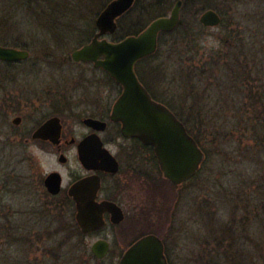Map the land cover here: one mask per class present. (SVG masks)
Returning a JSON list of instances; mask_svg holds the SVG:
<instances>
[{
    "label": "rangeland",
    "instance_id": "rangeland-1",
    "mask_svg": "<svg viewBox=\"0 0 264 264\" xmlns=\"http://www.w3.org/2000/svg\"><path fill=\"white\" fill-rule=\"evenodd\" d=\"M23 1L0 0V44L20 43L30 51L27 60L0 62V84L7 76L13 90H43V101L31 106L37 121L65 105L66 97L117 89L104 70L71 58L98 31L97 17L112 0ZM176 1L138 0L129 16L119 18L121 33L109 38L117 40L126 30L147 27L159 14L169 15ZM188 1L183 38L180 28L163 37L150 62L152 77L146 79L157 97L190 121L207 153L199 173L170 192L183 199L175 224L183 226L182 237L168 241L171 250H183V257L172 259L176 264L182 259L183 264H264V0H204L224 19L205 28L199 20L205 10L195 16L200 5ZM227 55L231 72L222 80L214 65ZM193 68L196 75L189 79L187 70ZM196 116L202 124H196ZM21 140L0 129V264L33 263L25 257V245H10L6 238L7 218L25 207V195L12 179L34 171L38 162L42 174L57 165L52 153ZM110 149L121 153L120 145ZM153 170L164 180L157 165ZM131 191L124 201L134 200Z\"/></svg>",
    "mask_w": 264,
    "mask_h": 264
},
{
    "label": "flooded vegetation",
    "instance_id": "flooded-vegetation-1",
    "mask_svg": "<svg viewBox=\"0 0 264 264\" xmlns=\"http://www.w3.org/2000/svg\"><path fill=\"white\" fill-rule=\"evenodd\" d=\"M2 46L12 47L8 44ZM29 57L18 61L0 59V62L10 65ZM8 82L6 76L4 83L0 84V129L5 128L10 139L11 136L15 140L21 138L25 144L52 153L57 162L55 168L44 174L38 169V162L34 171L23 176L15 175L12 179L18 186L15 190L25 195V207L22 212L12 213L10 220L7 218L6 238L10 245L16 242L25 245L26 259L35 264H120L134 243L146 235L155 234L164 244L167 263L176 264L172 257H183V250H171L168 241L177 235L182 237L183 226L178 228L175 224L178 222L176 209L183 204V199L170 192L183 188V183L175 184L167 179L154 148L139 138L125 136L121 122L112 119L121 87L113 81L116 90L90 91L66 97L65 105L55 106L52 115L37 121L39 117L31 106L44 98L43 90H13ZM149 93L156 99L152 91ZM12 114L14 117L10 122ZM52 117L60 119L58 136L55 128L45 132L54 138L38 136V130ZM88 118L100 123H88ZM90 138H99L103 147L114 156L116 172L111 171L108 164L100 169L88 167L81 161L80 146ZM110 145H120V155L114 153ZM87 153L91 155V147ZM156 165L164 180L156 177L153 170ZM51 173H57L60 178L58 192L51 190L57 187L50 188L46 183ZM93 175L99 176L101 181L96 201L115 202L122 208L124 218L117 221L112 212L106 211L100 227L85 231L77 219V204L70 189L77 181ZM162 183L169 186L167 191ZM1 189L2 193V186ZM128 190L135 194L131 197L134 200L130 198L129 202L123 198ZM161 193L165 195L163 198ZM20 214L26 217L17 219ZM163 214L168 217L161 220ZM37 254L39 256L34 258Z\"/></svg>",
    "mask_w": 264,
    "mask_h": 264
},
{
    "label": "water",
    "instance_id": "water-1",
    "mask_svg": "<svg viewBox=\"0 0 264 264\" xmlns=\"http://www.w3.org/2000/svg\"><path fill=\"white\" fill-rule=\"evenodd\" d=\"M136 0H113L98 16L96 24L99 32L92 40L74 50L71 58L74 62L94 63L102 68L122 86V93L114 105L112 119L122 123V133L127 137L139 138L154 147L164 176L175 184H181L192 178L205 159V153L197 140L191 135L177 115L165 104L152 98L147 88L140 81L135 66L148 56L154 55L159 46V35L172 32L180 24L182 0H178L170 15L154 19L139 34L129 35L113 42L106 34L114 33L118 28V19L127 13ZM200 22L206 27H215L222 23V16L214 9L204 11ZM30 52L26 49L0 45V59L18 61L26 59ZM60 119L52 117L38 130L37 135H46L49 129L59 134ZM91 124L100 123L88 118ZM90 138L80 146V159L88 167L103 168L110 165V170L117 171L114 156L103 147L97 138ZM96 140V141H95ZM91 147V155L87 153ZM112 168V169H111ZM53 192H58L60 178L51 173L46 180ZM100 177L93 175L77 181L70 189L77 204V219L88 231L100 227L104 222V213L110 211L115 220L124 218L122 208L112 201H96L100 188ZM0 186V192H1ZM164 244L155 234H149L134 243L126 252L120 264H168L164 254Z\"/></svg>",
    "mask_w": 264,
    "mask_h": 264
},
{
    "label": "trees",
    "instance_id": "trees-1",
    "mask_svg": "<svg viewBox=\"0 0 264 264\" xmlns=\"http://www.w3.org/2000/svg\"><path fill=\"white\" fill-rule=\"evenodd\" d=\"M11 1H13V0H11ZM18 1V0H17ZM23 1V0H22ZM158 1V0H157ZM184 1V4H183V7L186 5V4H189V1L188 0H183ZM195 2L196 3H199V7L197 8V10H196V12H195V16H197V13L198 12H201L202 10H206V9H210V8H212V9H217L216 8V6H214V5H211L210 3H205V1L204 0H195ZM138 3V0L136 1V3H135V5ZM23 4H24V1H23ZM204 4H206V5H204ZM208 4V5H207ZM135 5L133 6V8L128 12V13H126L124 16L125 17H127V16H129L132 12H133V10L135 9ZM24 6V5H23ZM220 12V11H219ZM220 13H222V12H220ZM159 15H164V14H159ZM123 16V17H124ZM223 21H224V19H223ZM201 25V24H200ZM201 27L202 28H205L204 26H202L201 25ZM135 28H137V29H135V30H131V31H127L126 30V32L125 33H122V34H119L118 36H117V40H119V39H122L123 37H125V36H127V35H131V34H137V33H139L140 31H142L143 29H144V27H135ZM178 28H180V30H181V34H182V38H183V32L185 31V22H184V19H183V16H182V20H181V23H180V26L178 27ZM178 28L175 30V31H173V32H171V33H162L161 35H160V39H159V43H160V45L163 43V37L165 36V35H169V34H171V35H174L176 32H177V30H178ZM121 29L123 30L124 29V24H123V20H121V23H120V25H119V27H118V33H121ZM116 32V33H117ZM8 45H11V46H16V47H21V44L20 43H11V44H8ZM160 45H159V48H160ZM191 50V47H189L188 48V51H190ZM157 54V53H156ZM156 54L155 55H153V56H151V57H147V58H145V59H143L142 61H140L139 63H138V65H137V72H138V75H139V77L141 78V80L143 81V83L146 85V87L150 90V91H152L151 89H150V87H149V84H148V82H147V80L150 78L151 79V77H152V70H151V64H150V62H151V60H152V58L154 57V56H156ZM224 59H226V60H224L223 62H216L215 63V65H214V68H215V72H218V71H220L221 73H223V77L221 78L222 80H224V78H228L229 76H230V72H231V63L229 62V55H227ZM187 71H189V74L187 73V75H188V78L189 79H192V78H194V76L196 75L195 74V72H196V70L193 68L192 70H187ZM241 74V73H240ZM147 79V80H146ZM196 90V89H195ZM194 93V98L195 99H200L197 95H198V93H195V92H193ZM155 95V94H154ZM155 98L156 99H160L161 101H163L161 98H159V97H157V95H155ZM198 100H196V102L198 101ZM164 103H166L165 101H163ZM196 106V105H195ZM179 115V114H178ZM196 118L197 119H195V122H196V124L198 125V122H199V124L201 123L202 124V121H201V118L200 117H197L196 116ZM183 122L186 124V126L188 127V130H189V132L197 139V141L200 143V144H202L201 143V138L198 136V133H197V131L195 130V129H193V127H192V125H191V123H190V121L189 120H185V119H183Z\"/></svg>",
    "mask_w": 264,
    "mask_h": 264
}]
</instances>
